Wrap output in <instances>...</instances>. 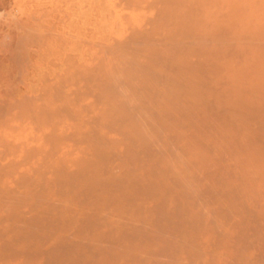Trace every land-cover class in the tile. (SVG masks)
<instances>
[{"label": "rangeland", "instance_id": "rangeland-1", "mask_svg": "<svg viewBox=\"0 0 264 264\" xmlns=\"http://www.w3.org/2000/svg\"><path fill=\"white\" fill-rule=\"evenodd\" d=\"M153 1L0 0V264H264V0Z\"/></svg>", "mask_w": 264, "mask_h": 264}, {"label": "bare ground", "instance_id": "bare-ground-1", "mask_svg": "<svg viewBox=\"0 0 264 264\" xmlns=\"http://www.w3.org/2000/svg\"><path fill=\"white\" fill-rule=\"evenodd\" d=\"M138 1H139V0H138ZM141 2H142V1H141ZM153 2H154V5H155V6H156V4L159 5V3H162L161 0L158 1V2H156V3H155V0H154ZM165 2L167 3V1L163 0V3H164V4H165ZM167 4H169V3H167ZM151 5H152V4H151ZM66 14H67V13H66ZM162 14H163V13H162ZM164 14H165V13H164ZM167 14H168V13H167ZM33 16H34V15H33ZM33 16H32V17H33ZM32 19H33V18H32ZM32 19H31V20H32ZM11 20H12V19H11ZM34 20H35V19H33L32 21H34ZM37 20H38V19H37ZM28 21H30V20L28 19ZM10 22H11V21H10ZM68 22H69V21H68ZM160 22H161V20H160ZM26 23H27V22H26ZM24 24H25V23H24ZM31 24H32V23H31ZM25 25H27V24H25ZM40 25H41V24H40ZM0 26H1V25H0ZM160 26H161V25H160ZM28 27H30V26H28ZM55 28H56V27H52V29H55ZM44 29H45V27H44ZM46 29H47V28H46ZM32 30H33V29H32ZM47 30H48V29H47ZM55 30H56V29H55ZM55 30H54V31H55ZM49 32H51V31H49ZM34 33H35V32H34ZM47 33H48V32H47ZM39 34H40V33H39ZM51 34H52V33H51ZM71 36H72V35H70V38L74 37V36H72V37H71ZM68 38H69V37H68ZM59 41H60V40H59ZM59 41H58V42H59ZM163 43H164V42H163ZM68 44H69V43H68ZM158 44H159V43H158ZM50 45H51V44H50ZM70 45H71V44H70ZM160 45H161V44H160ZM52 46H53V45H52ZM159 47H160V46H159ZM49 49H51V48L49 47ZM49 49H48V50H49ZM154 49H155V48H154ZM51 51H52V49H51ZM73 60H74V59H73ZM147 65H148V64H147ZM59 66H60V64H59ZM59 66H58V67H59ZM145 66H146V65H145ZM145 66H144V67H145ZM142 68H143V67H142ZM149 68H150V67H149ZM149 68H148V69H149ZM139 69L141 70V67H140ZM144 69H145V68H144ZM42 70H43V69H42ZM146 70H147V69H146ZM37 71H38V70H37ZM142 71H143V70H142ZM39 72H40V71H39ZM56 72H57V70H56ZM140 72H141V71H139V73H140ZM53 73H55V72H53ZM60 73H61V72H60ZM55 74H56V73H55ZM83 74H84V73H83ZM137 74H138V71H137L136 75H137ZM140 74L142 75V73H140ZM45 75H46V74H45ZM59 75H60V74H59ZM76 75H77V74H76ZM78 75H79V74H78ZM142 76H143V75H142ZM61 77H62V76H61ZM63 77H64V75H63ZM70 77H71V76H70ZM72 77H73V76H72ZM75 77H77V76H75ZM64 79L67 80V78H64ZM64 79H62V80H64ZM68 79H69V78H68ZM70 79H71V78H70ZM70 79H69V80H70ZM59 80H60V79H59ZM66 80H65V81H66ZM79 80H80V79H79ZM79 80H78V81H79ZM70 81H71V80H70ZM23 83H24V82H23ZM60 83H61V82H60ZM60 83H59V82L56 83L57 85H56L55 87H58V85H59ZM21 84H22V83H21ZM44 85H45V82H44ZM68 85H69V84H68ZM92 85H93V84H92ZM66 86H67V85H66ZM59 87H61V86H59ZM59 87H58V88H59ZM95 87H96V86H95ZM22 88H23V87H22ZM41 88H42V87H41ZM64 88H65V87H64ZM140 89H141V88H140ZM60 90H61V89H60ZM81 90H83V89H81ZM144 90H145V89H144ZM24 91H25V90H24ZM43 91H44V90H42V92H43ZM47 91H48V90H47ZM86 91H87V90H86ZM93 91H94V90H93ZM140 91H141V90H140ZM45 92H46V91H45ZM49 92H50V91H49ZM99 92H100V91H99ZM143 92H144V91H143ZM21 93H22V92H21ZM63 93L65 94V92H63ZM63 93H62V94L59 93V94L63 95ZM66 93H67V92H66ZM26 94H28V93H26ZM29 94H30V92H29ZM49 94H50V93H49ZM79 94H80V93H79ZM86 94H87V93H86ZM69 95H71V94H69ZM143 95H144V94H143ZM73 96H74V95H73ZM78 96H81V95H78ZM30 98H31V97H30ZM47 98H48V97H47ZM100 98H101V97H100ZM36 99H37V97H36ZM40 99H41V97H40ZM48 99H49V98H48ZM45 100H46V99H45ZM68 100H69V99H68ZM84 100H85V99H84ZM26 101H27V100H26ZM41 101H42V100H41ZM22 102H23V101H22ZM36 102H37V101H36ZM33 103H35V102H33ZM50 103H51V102H50ZM78 103H79V102H78ZM78 103H77V104H78ZM70 104H71V103H70ZM26 105H27V104H26ZM32 106H33V105H31V107H32ZM13 107H14V106H13ZM33 107H34V106H33ZM89 107H90V106H89ZM26 108H29V107L26 106ZM35 108H36V107H35ZM38 108H39V107H38ZM84 108H85V107H84ZM90 108H91V107H90ZM15 109H16V108H15ZM36 109H37V108H36ZM40 109H41V108H40ZM78 109H80V108H78ZM23 110H24V109H23ZM30 110H31V109H30ZM33 110H34V108L32 109V111H33ZM70 110H71V109H70ZM24 111H25V110H24ZM81 111H82V110H81ZM194 111H195V110H194ZM3 112H4V111H3ZM6 112H7V111H6ZM26 112H27V111H26ZM30 112H31V111H30ZM53 112H54V111H53ZM176 112H177V111H176ZM50 113H51V112H50ZM93 113H94V112H93ZM93 113H92V114H93ZM180 113H181V112H180ZM10 114H11V113H10ZM19 114H20V113H19ZM25 114H27V113H25ZM35 114H36V112H35ZM35 114H34V115H35ZM38 114H39V113H38ZM51 115H52V114H51ZM52 116H53V115H52ZM57 116H58V115H57ZM62 116H63V115H62ZM29 117H30V116H29ZM69 117H71V116H69ZM72 117H73V116H72ZM23 118H24V117H23ZM53 118H54V117H53ZM73 118H74V117H73ZM82 118H83V117H82ZM20 119H21V118H20ZM47 119H49V118H47ZM79 120H80V119H79ZM2 121H3V120H2ZM48 121H49V120H48ZM49 122H50V121H49ZM0 123H1V122H0ZM2 123H3V122H2ZM98 123H99V122H98ZM99 124H100V123H99ZM111 124L113 125V123H111ZM112 125H111V126H112ZM4 126H5V125H4ZM50 126H51V125H50ZM100 126H102V125H100ZM144 126L147 127V124H145ZM47 127H48V126H47ZM98 127H99V126H98ZM153 127H154V126H153ZM39 128H40V127H39ZM49 128H51V127H49ZM143 128H144V127H143ZM147 128H148V127H147ZM154 128H155V127H154ZM14 129L17 130L16 128H14ZM43 129H44V128H43ZM148 130H149V129H148ZM39 131H40V130H39ZM14 133H16V132L14 131ZM57 133H58V132H57ZM87 135H88V134H87ZM54 136H55L54 138H56V137L58 138V137H59L58 135H54ZM130 136H131V135H130ZM141 136H142V135H141ZM52 137H53V135H52ZM54 138H53V139H54ZM128 138H129V137H128ZM51 139H52V138H51ZM51 139H50V140H51ZM58 139H59V141H60V139H62V138H58ZM67 139H68V137H67ZM114 140H115V139H114ZM54 141H55V143H56V139H55ZM62 141H63V139H62ZM5 142H6V141H5ZM57 142H58V140H57ZM79 142H80V141H79ZM83 142H84V141H83ZM84 143H85V142H84ZM110 143H111V142H110ZM173 143H174V142H173ZM190 143H191V142H190ZM51 144H52V143H51ZM79 144H80V143H79ZM131 144H133V143H131ZM152 144H153V143H152ZM85 145H86V144H85ZM123 145H124V144H123ZM133 145H136V144H133ZM137 145H138V144H137ZM4 146H5V145H4ZM55 146H56V144H55ZM58 146H59V145H58ZM19 147H20V146H19ZM25 147H26V146H25ZM42 147H43V146H41V147L39 146V148H37L36 150L39 149V152H40V151H43V148H42ZM100 147H101V146H100ZM121 147H122V146H121ZM132 147H133V146H132ZM137 147H138V146H137ZM151 147H152V146H151ZM51 148H52V147H51ZM130 148H131V147H130ZM135 148H136V147H135ZM148 148H149V147H148ZM132 149H133V148H132ZM137 149H138V148H137ZM139 149H140V148H139ZM149 149H150V148H149ZM5 150H6V149H5ZM100 150H101V149H100ZM100 150H99V151H100ZM140 150H141V149H140ZM146 150H147V149H146ZM127 151H128V148H127ZM149 151H151V150H149ZM53 152H54V151H53ZM132 152H133V151H132ZM8 153H9V152H8ZM47 153H48V152H47ZM57 153H58V152H57ZM103 153H104V151H103ZM115 153H116V152H115ZM135 153H136V152H135ZM145 153H146V152H145ZM166 153H167V152H166ZM1 154H2V153H1ZM149 154H151V153H149ZM169 154H170V153H169ZM172 154H173V152H172ZM135 155H136V154H135ZM142 155H144V154H142ZM146 155H147V154H146ZM153 155H155V154H153ZM170 155H171V154H170ZM52 156H53V155H52ZM57 156H58V155H57ZM96 156H98V155H96ZM100 156H101V155H100ZM102 156H103V154H102ZM106 156H107V154H106ZM131 156H132V155H131ZM136 156H137V155H136ZM136 156H135V157H136ZM151 156H152V155H151ZM0 157H1V155H0ZM2 157H3V156H2ZM103 157H105V156H103ZM129 157H130V156H129ZM133 157H134V156H133ZM133 157H132V158H133ZM145 157H146V156H145ZM161 157H162V156H161ZM175 157H176V156H175ZM175 157H174V158H175ZM83 158H85V157H83ZM83 158H82V159H83ZM96 158H97V157H96ZM98 158H99V157H98ZM101 158H102V157H101ZM106 158H107V157H106ZM109 158H110V157H109ZM111 158H112V157H111ZM111 158H110V159H111ZM126 158H128V156H127ZM156 158H157V157H156ZM172 158H173V156H172ZM174 158H173V159H174ZM179 158H180V157H179ZM6 159H7V158H6ZM87 159H88V158H87ZM102 159H103V158H102ZM134 159H135V158H134ZM145 159H147V158H145ZM150 159H151V158H150ZM105 160H106V159H105ZM105 160H104V161H105ZM107 160H109V159H107ZM107 160H106V161H107ZM113 160H114V159H113ZM120 160H122V159H120ZM128 160H129V159H128ZM158 160H159V159H158ZM44 161H45V160H43V162H44ZM83 161H85V159H83ZM92 161H93V160H92ZM118 161H119V160H118ZM130 161H131V159H130ZM137 161H138V159H137ZM151 161H152V159H151ZM173 161H174V160H173ZM173 161H172V162H173ZM200 161H201V159L199 160V162H200ZM63 162H64V161H62V163H63ZM76 162H77V161H76ZM80 162H82V161L80 160ZM140 162H141V161H140ZM152 162H153V161H152ZM158 162H159V161H158ZM158 162H157V163H158ZM183 162H184V161H183ZM185 162H186V161H185ZM202 162H203V161H202ZM16 163H17V162H16ZM72 163H73V162H72ZM74 163H75V162H74ZM84 163H85V162H84ZM84 163H81V164H84ZM119 163H120V161H119ZM130 163H131V162H130ZM133 163H134V162H133ZM159 163H160V162H159ZM162 163H163V162H162ZM67 164H68V162H67ZM67 164H66V165H67ZM81 164H80V165H81ZM92 164H94V163H92ZM101 164H102V163H101ZM134 164H135V163H134ZM152 164H153V163H152ZM195 164H197V163H195ZM14 165H15V164H14ZM74 165H75V164H74ZM140 165H141V164H140ZM147 165H148V164H147ZM161 165H162V164H161ZM161 165H160V166H161ZM193 165H194V164H193ZM3 166H4V165H3ZM77 166H78V165H77ZM81 166H83V165H81ZM85 166L87 167V164H86ZM85 166H84V167H85ZM92 166H93V165H92ZM125 166H126V165H125ZM132 166H134V165L132 164ZM137 166L139 167V165H137ZM196 166H197V165H196ZM5 167H6V166H5ZM79 167H80V166H79ZM84 167H83V168H84ZM156 167H157V166L155 165L154 168H156ZM191 167H192V166H191ZM211 167H213V166H211ZM220 167L222 168V166H220ZM31 168H32V167H31ZM76 168H78V167H76ZM154 168L152 169L151 172H153ZM84 169H85V168H84ZM86 169H87V168H86ZM86 169H85V170H86ZM88 169H89V168H88ZM95 169H96V168H95ZM103 169H104V168H103ZM140 169H142V168H140ZM144 169H145V168H144ZM157 169H159V168L157 167L155 170H157ZM160 169H162V168H160ZM188 169L190 170V168H188ZM55 170H56V169H55ZM93 170H94V169H93ZM105 170H106V169H105ZM116 170H117V169H116ZM4 171H5V170H4ZM141 171H143V170H141ZM158 171H159V170H158ZM158 171H157V173H156V172H155V173L158 174ZM169 171H172V170H169ZM33 172H34V171H33ZM78 172H79V170H78ZM97 172H98V170H97ZM97 172H95V173H97ZM107 172H108V170H107ZM107 172H106V175L108 174ZM128 172H129V171H128ZM143 172H144V171H143ZM222 172H224V171H222ZM25 173H26V172H25ZM25 173H24V174H25ZM34 173H35V172H34ZM72 173H73V171H72ZM85 173H86V172H85ZM90 173H92V172H90ZM90 173H88V174H90ZM162 173H163V172H162ZM162 173H161V174H162ZM2 174H3V173H2ZM10 174H11V173H10ZM45 174H46V173H45ZM80 174H81V173H80ZM110 174H111V173H110ZM169 174H170V173H169ZM169 174H168V177H169ZM210 174H211V173H210ZM26 175H27V174H26ZM47 175H48V174H47ZM47 175H46V177H47ZM70 175H71V173H70ZM72 175H73V174H72ZM95 175H96L97 177H99V176H98L99 173H98V174H95ZM158 175H159V174H158ZM163 175H164V174H163ZM7 176H8V175H7ZM7 176H6V177H7ZM14 176H15V175H14ZM24 176H25V175H24ZM27 176H28V175H27ZM52 176H53V173H52ZM75 176H77V174H75ZM85 176H86V175H85ZM90 176L93 177L92 174L89 175V177H90ZM96 176H95V177H96ZM125 176H126V175H125ZM161 176H162V175H161ZM166 176H167V175H166ZM166 176H165V177H166ZM55 177H56V176H55ZM91 177H90V178H91ZM95 177H94V178H95ZM97 177H96V178H97ZM101 177H102V176H101ZM106 177H107V176H106ZM140 177H141V176H140ZM159 177H160V175H159ZM162 177H163V176H162ZM77 178H78V177H77ZM82 178H83V177H81V179H82ZM85 178H86V177H85ZM85 178H83V179H85ZM102 178H103V177H102ZM102 178H101V179H102ZM114 178H115V177H114ZM124 178H125V177H124ZM137 178H138V177H137ZM150 178H152V176H151ZM155 178H158V177H156V175H154V179H155ZM193 178H195V177L193 176ZM2 179H3V178H2ZM10 179H11V178H10ZM14 179H15V178H14ZM59 179H61V178H59ZM75 179H76V178H75ZM83 179H82V180H83ZM97 179H98V178H97ZM125 179H126V178H125ZM133 179H134V178H133ZM175 179H176V178H175ZM188 179H189V178H188ZM27 180H28V179H27ZM45 180L47 181L46 178L44 179V181H45ZM53 180H54V179H53ZM61 180H62V179H61ZM90 180H92V179H90ZM94 180H95V179H94ZM99 180H100V179H99ZM117 180H118V179H117ZM134 180H135V179H134ZM134 180H133V181H134ZM152 180H153V179H152ZM166 180H167V179H166ZM172 180H173V179H172ZM186 180H187V178H186ZM192 180H193V179H192ZM17 181H18V180H17ZM19 181H20V180H19ZM24 181H25V180H24ZM39 181H40V180H39ZM55 181H56V180H55ZM102 181H103V180H102ZM119 181H120V178H119ZM127 181H128V180H127ZM140 181L142 182L141 179H140ZM140 181H139V183H140ZM148 181H149V180H148ZM173 181H174V180H173ZM173 181H172V182H173ZM178 181H179V180H178ZM196 181H197V180H196ZM199 181H200V180H199ZM21 182H22V181H21ZM42 182H43V181H41L40 184H39L38 186H40ZM49 182H50V181H49ZM52 182H53V181H52ZM52 182H51V183H52ZM86 182H87V181H85V183H86ZM109 182H110V181H109ZM144 182H145V181H144ZM152 182H153V181H152ZM23 183H24V182H23ZM26 183H28V182H26ZM67 183H68V182H67ZM71 183H72V182H71ZM89 183H91V182H89ZM92 183H94V181H93ZM116 183H117V182H116ZM119 183H121V181H120ZM119 183H117V184H119ZM133 183H134V182H133ZM133 183H132V184H133ZM167 183H169V182H167ZM167 183H166V184H167ZM174 183H176V182H174ZM187 183H188V182H187ZM198 183H199V182H198ZM15 184H16V183H15ZM36 184H37V183H36ZM57 184H58V183H57ZM95 184H96V183H95ZM97 184H98V183H97ZM111 184H112V183H111ZM132 184H131V185H132ZM163 184H164V183H163ZM189 184H190V183H189ZM201 184H202V183H201ZM17 185H18V184H17ZM27 185H29V184H27ZM43 185H44V184H43ZM51 185H52V184H51ZM53 185H54V184H53ZM59 185H60V183H59ZM61 185H62V184H61ZM119 185H120V184H119ZM135 185H136V184H135ZM138 185H139V184H138ZM140 185H141V184H140ZM158 185H159V184H158ZM164 185H165V184H164ZM177 185H178V184H177ZM199 185H200V184H199ZM226 185H227V184H226ZM29 186H30V185H29ZM45 186H46V185H45ZM47 186H49V185L47 184ZM72 186H73V185H72ZM95 186H96V185H95ZM123 186H124V185H123ZM129 186H130V185H129ZM147 186H149V185H147ZM150 186H151V185H150ZM156 186H157V185H156ZM160 186H162V184H161ZM181 186H182V184H181ZM207 186H208V185H207ZM223 186H224V185H223ZM6 187H7V186H6ZM19 187H20V186H19ZM49 187H50V186H49ZM49 187H48V188H49ZM62 187H63V185H62ZM74 187H75V186H74ZM74 187H72V189H73ZM117 187H118V185H117ZM175 187H176V186H175ZM182 187H183V186H182ZM208 187H210V186H208ZM32 188H33V187H32ZM34 188H35V187H34ZM38 188H39V187H38ZM42 188H43V187H42ZM46 188H47V187H46ZM46 188H45V189H46ZM65 188H66V187H65ZM68 188H69V185H68ZM68 188H67V190H68ZM87 188H88V187H87ZM94 188H95V187H94ZM97 188H98V187H97ZM134 188H135V187H134ZM134 188H133V189H134ZM140 188H141V187H140ZM147 188H148V187H147ZM156 188H157V187H156ZM179 188H181V187H179ZM184 188H185V187H184ZM189 188H190V187H188L187 189H189ZM3 189H4V188H3ZM5 189H7V188H5ZM35 189H36V188H35ZM53 189H54V188H53ZM56 189H57V188H56ZM70 189H71V185H70L69 190H70ZM77 189H78V188H77ZM85 189H86V187H85ZM88 189H90V188H88ZM138 189H139V188H138ZM143 189H144V188H143ZM152 189H154V188H152ZM172 189H173V188H172ZM222 189H223V187H222ZM8 190H10V189H8ZM16 190H17V189H16ZM19 190H20V188H19ZM32 190H33V189H32ZM38 190H39V189H38ZM48 190H49V189H48ZM73 190H74V189H73ZM75 190H76V189H75ZM116 190H118V189H116ZM120 190H121V189H120ZM120 190H119V191H120ZM125 190H126V189H125ZM128 190H129V188H128ZM158 190H159V189H158ZM177 190H178V189H177ZM180 190H181V189H180ZM193 190H194V189H193ZM198 190H199V189H198ZM20 191H21V190H20ZM46 191H47V190H46ZM76 191H78V190H76ZM79 191H80V189H79ZM88 191H89V190H87V193L90 192V191H89V192H88ZM92 191H93V190H91V192H92ZM97 191H98V190H97ZM101 191H102V190H101ZM130 191H131V190H130ZM141 191H142V192H140V194L143 193V190H142V189H141ZM156 191H157V190H156ZM160 191H161V190H160ZM196 191H197V190H196ZM196 191H195V193H196ZM203 191H204V190H203ZM211 191H212V190H211ZM221 191H222V190H221ZM11 192H12V191H11ZM15 192H16V191H15ZM17 192H18V191H17ZM30 192H31V191H30ZM48 192H49V191H48ZM56 192H57V190H56ZM59 192H60V190H59ZM81 192H82V191H81ZM81 192H80V193H81ZM85 192H86V191H85ZM102 192H103V191H102ZM175 192H176V191H175ZM201 192H202V191H201ZM72 193H73V192H72ZM117 193H119V192L117 191ZM117 193H116V194H117ZM167 193H168V191H167ZM169 193H171V192H169ZM195 193H194V196H195ZM198 193H199V192H198ZM206 193H207V192H206ZM208 193H209V192H208ZM208 193H207V195H208ZM212 193H213V192H212ZM212 193H211V194H212ZM6 194H7V193H6ZM10 194H11V193H10ZM48 194H49V193H48ZM48 194H46V195H48ZM65 194H66V193H65ZM69 194H70V193H69ZM94 194H95V193H94ZM156 194H157V192H156ZM204 194H205V193H204ZM3 195H5V194L3 193ZM3 195H2V196H3ZM79 195H80V194H79ZM164 195H165V194H164ZM173 195H175V194H173ZM182 195H183V194H182ZM184 195H185V193H184ZM186 195H188V194H186ZM186 195H185V196H186ZM214 195H215V194H214ZM227 195H228V194H227ZM227 195H226V197H227ZM7 196H8V195H7ZM9 196H10V195H9ZM14 196H15V195H14ZM58 196H59V195H58ZM69 196H71V195H69ZM74 196H75V195H74ZM90 196H91V195H90ZM93 196H94V195H93ZM108 196H109V195H108ZM124 196H125V195H124ZM138 196H139V191H138ZM190 196H191V195H188L187 198H190ZM199 196H201V195H199ZM215 196H216V195H215ZM62 197L64 198L65 196H62ZM77 197H78V196H76V198H77ZM82 197H83V196H82ZM117 197H118V196H117ZM132 197H133V196H132ZM143 197H144V195H143ZM178 197H179V196H178ZM197 197H198V196H197ZM122 198H123V196H122ZM122 198H121V199H122ZM126 198H127V197H126ZM169 198H170V197H169ZM169 198H168V199H169ZM175 198H176V197H175ZM179 198H180V197H179ZM184 198H185V197H184ZM191 198H194V197L191 196ZM5 199H6V198H5ZM67 199H68V198H67ZM69 199H70V198H69ZM73 199H74V198H73ZM78 199H79V198H78ZM80 199H82V198H80ZM80 199H79V200H80ZM101 199H102V198H101ZM119 199H120V198H119ZM130 199H131V198H130ZM164 199H165V198H164ZM166 199H167V197H166ZM40 200H41V199H40ZM59 200H60V199H59ZM62 200H63V199H62ZM87 200H88V199H87ZM99 200H100V199H99ZM99 200H98V201H99ZM103 200H105V198H104ZM189 200H191V199H189ZM192 200H193V199H192ZM75 201H76V200H75ZM101 201H102V200H101ZM109 201H111V200L109 199ZM128 201H129V200H128ZM10 202H11V201H10ZM10 202H9V203H10ZM59 202H60V201H59ZM70 202H71V201H69V203H70ZM89 202H90V200H89ZM93 202H94V201H93ZM131 202H132V201H131ZM170 202H171V201H170ZM193 202H194V201H193ZM219 202H220V201H219ZM13 203H14V202H13ZM16 203H17V202H16ZM75 203H76V202H75ZM79 203H80V202H79ZM90 203H91V202H90ZM95 203H96V202H95ZM99 203H100V202H99ZM102 203H103V202H102ZM128 203H129V202H128ZM136 203H137V202H136ZM7 204H8V203H7ZM38 204H39V203H38ZM76 204H77V203H76ZM93 204H94V203H93ZM116 204H117V203H116ZM130 204H131V203H130ZM133 204H135V202H134ZM197 204H198V203H197ZM216 204H217V203H216ZM2 205H4V204H2ZM54 205H55V204H54ZM56 205H57V204H56ZM99 205H102V204H99ZM103 205H104V204H103ZM103 205H102V206H103ZM112 205H113V204H112ZM190 205H191V204H190ZM200 205H201V204H200ZM9 206H10V205H9ZM12 206H13V205H12ZM14 206H15V205H14ZM33 206H34V205H33ZM60 206H63V205H60ZM86 206H87V205H86ZM105 206H106V205H105ZM131 206H132V204H131ZM159 206H160V205H159ZM167 206H168V205H167ZM182 206H184V205H182ZM195 206H196V205H195ZM1 207H2V206H1ZM87 207H88V206H87ZM99 207H100V206H99ZM103 207H104V206H103ZM108 207H109V206H108ZM113 207H114V206H113ZM113 207H112V208H113ZM134 207H136V206H134ZM177 207H178V206H177ZM184 207H185V206H184ZM187 207H188V205H187ZM198 207H199V206H198ZM203 207H206V206H203ZM2 208H3V207H2ZM59 208H60V207H59ZM80 208H81V207H80ZM82 208H83V207H82ZM89 208H90V205H89ZM94 208H96V207H94ZM104 208L106 209V207H104ZM104 208H103V209H104ZM142 208H143V206H142ZM155 208H158V207H155ZM169 208H170V207H169ZM169 208H168V209H169ZM193 208H194V207H193ZM229 208H230V207H229ZM233 208H234V207H233ZM51 209H52V208H51ZM54 209H55V208H54ZM57 209H58V208H57ZM97 209H98V208H97ZM127 209H128V208H127ZM171 209H173V208H171ZM203 209H204V208H203ZM17 210H18V209H17ZM20 210H21V209H20ZM60 210H61V209H60ZM63 210L65 211V210H68V209H66V207H65V209H63ZM95 210H96V209H95ZM101 210H102V209H101ZM101 210H100V211H101ZM108 210H109V209H108ZM149 210H150V209H149ZM155 210H156V209H155ZM181 210H182V209H181ZM221 210H222V209H221ZM224 210H225V209H224ZM230 210H231V208H230ZM80 211H82V210H80ZM96 211L99 212V210H96ZM103 211H104V210H103ZM119 211H121V210H119ZM128 211H129V209H128ZM140 211H141V210H140ZM186 211H187V210H186ZM188 211H189V212H188ZM188 211H187V212L190 213V210H188ZM204 211H205V209H204ZM213 211H214V210H213ZM213 211H212V212H213ZM233 211H234V210H233ZM0 212H1V211H0ZM4 212H6V211H4ZM37 212H38V211H37ZM43 212L45 213V211H43ZM98 212H97V213H98ZM101 212H102V211H101ZM114 212H115V211H114ZM178 212H179V210H178ZM193 212H194V211H193ZM227 212H229V211H227ZM6 213H7V212H6ZM49 213L51 214L52 211L49 212ZM70 213H71V212H70ZM93 213H94V212H93ZM93 213H92V214H93ZM121 213H122V212H121ZM123 213L126 214V213H128V212H126V213L123 212ZM138 213H139V211H138ZM157 213H158V212H157ZM157 213H156V214H157ZM160 213H161V212H160ZM198 213H199V212H198ZM202 213H203V212H202ZM47 214H48V213H47ZM114 214H115V213H114ZM119 214H120V213H119ZM124 214H123V215H124ZM142 214H143V212H142ZM162 214H163V213H162ZM229 214H230V213H229ZM229 214H227V216H229V217L231 218V216H230L231 214H230V215H229ZM18 215H19V214H18ZM60 215H62V213H61ZM129 215H130V214H129ZM143 215H144V214H143ZM143 215H142V216H143ZM205 215H206V214H205ZM232 215H233V213H232ZM8 216H9V215H8ZM16 216H17V215H16ZM38 216H40V215H38ZM50 216H51V215H50ZM65 216H66V215H65ZM116 216H117V215H116ZM127 216H128V215H127ZM127 216H126V217H127ZM160 216H161V215H160ZM165 216H167V215H165ZM190 216H191V214H190ZM198 216H199V215H198ZM206 216H207V215H206ZM0 217H1V216H0ZM6 217H7V216H6ZM18 217H19V216H18ZM18 217H17V218H18ZM32 217H33V216H32ZM34 217H35V216H34ZM47 217H48V216H47ZM55 217H56V216H55ZM59 217H60V216H59ZM59 217H57V219H58ZM110 217H112V216H110ZM121 217H122V215H121ZM150 217H151V216H150ZM209 217H210V216H209ZM232 217H233V216H232ZM37 218H39V217H37ZM40 218H41V217H40ZM68 218H69V217H68ZM70 218H72V217H70ZM122 218H123V217H122ZM164 218H165V217H164ZM188 218H189V217H188ZM202 218H203V216H202ZM7 219H8V218H7ZM7 219H5V220H7ZM14 219H15V217H14ZM18 219H20V218H18ZM32 219H34V218H32ZM43 219H44V218H43ZM60 219H61V218H60ZM126 219H127V218H125V220H126ZM128 219H129V217H128ZM128 219H127V220H128ZM131 219H132V218H131ZM197 219H198V217H197ZM9 220H10V219H9ZM35 220H36V219H35ZM64 220H65V219H64ZM64 220H62V221H64ZM129 220H130V219H129ZM144 220H145V219H144ZM144 220H143V221H144ZM147 220H148V219H147ZM187 220H188V219H187ZM18 221H19V220H18ZM56 221H57V220H56ZM65 221H66V220H65ZM65 221H64V222H65ZM70 221H71V220H70ZM70 221H67V225H68V223H69ZM73 221H76V219L72 220V222H73ZM181 221H182V220H181ZM188 221L190 222V221H192V220L190 219V220H188ZM193 221H194V220H193ZM5 222H6V221H5ZM9 222H10V221H9ZM41 222H42V221H41ZM43 222H44V221H43ZM52 222H53V220H52ZM60 222H61V221H60ZM64 222H63V225H62L63 227H62V228H65V226H66V224H64ZM128 222H129V221H128ZM139 222H142V220H140ZM144 222H145V221H144ZM197 222H198V221H197ZM0 223H1V222H0ZM15 223H16V222H15ZM19 223H20V222H19ZM103 223H104V222H103ZM166 223H167V222H166ZM213 223H214V222H213ZM13 224H14V223H13ZM36 224H37V223H36ZM43 224H44V223H43ZM54 224H56V223H54ZM70 224H71V223H70ZM159 224H160V223H159ZM0 225H2V224H0ZM72 225H73V223H72ZM98 225H99V224H98ZM102 225H103V224H102ZM102 225H101V226H102ZM205 225H206V224H205ZM205 225H204V228H205ZM216 225H219V224L216 222ZM222 225H223V224H222ZM181 226H183V225H181ZM219 226H220V225H219ZM19 227H20V225H19ZM47 227H48V226H47ZM74 227H75V224H74ZM80 227H81V226H80ZM207 227H208V225H207ZM214 227H215V226H214ZM214 227H213V228H214ZM72 228H73V227H72ZM77 228H78V227H77ZM192 228H194V227H192ZM15 229H16V228H15ZM15 229H13V230H15ZM23 229H24V228H23ZM58 229H59V228H58ZM60 229H61V228H60ZM124 229H125V227H124ZM18 230H19V229H18ZM18 230H16L17 233L19 232ZM30 230H31V229H30ZM119 230H120V228H119ZM130 230H131V229H130ZM161 230H163V229H161ZM175 230H176V229H175ZM213 230H214V229H213ZM41 231H42V230H41ZM111 231H113V230H111ZM132 231H133V230H132ZM134 231H135V230H134ZM144 231H145V230H144ZM154 231H156V230H154ZM164 231H165V230H164ZM182 231H184V230L182 229ZM224 231H226V230H224ZM13 232H14V231H13ZM26 232H27V231H26ZM54 232H55V231H54ZM119 232H121V230H120ZM123 232H124V231H123ZM130 232H131V231H130ZM146 232H147V231H146ZM148 232H149V230H148ZM148 232H147V233H148ZM158 232H159V231H158ZM158 232H157V233H158ZM180 232H181V231H180ZM1 233H2V232H1ZM34 233H35V231H34ZM64 233H66V232L64 231ZM104 233H105V232H104ZM106 233H107V232H106ZM127 233H128V232H127ZM149 233H150V232H149ZM163 233H164V232H163ZM182 233H183V232H182ZM184 233H185V232H184ZM37 234H42V233L39 232V233H37ZM125 234H126V233H125ZM165 234H166V233H165ZM186 234H187V233H186ZM2 235H3V234H2ZM45 235H46V234H45ZM49 235H50V234H48V236H49ZM71 235H74V234H71ZM82 235H83V233H82ZM100 235H101V234H100ZM102 235H104V234H102ZM112 235H113V234H112ZM128 235H129V234H128ZM161 235H162V234H161ZM166 235H167V234H166ZM245 235H246V234H245ZM39 236H40V235H39ZM54 236H56V235H54ZM97 236H98V235H97ZM104 236H105V235H104ZM159 236H160V235H159ZM242 236H243V234H242ZM20 237H21V236H20ZM45 237H46V236H45ZM67 237H68V236H67ZM69 237H70V236H69ZM87 237H88V236H87ZM87 237H86V238H87ZM95 237H96V236H95ZM99 237H100V236H99ZM120 237H121V236H120ZM160 237H161V236H160ZM163 237H164V236H163ZM163 237H162V238H163ZM244 237H245V236H244ZM41 238H42V237H41ZM90 238H91V237H90ZM128 238H129V237H128ZM128 238H127V239H128ZM48 239H49V238H48ZM64 239H65V238H64ZM72 239H73V238H72ZM95 239H96V238H95ZM103 239H104V238H103ZM153 239H154V237H153ZM165 239H166V236H165ZM196 239H197V238H196ZM196 239H195V240H196ZM250 239H251V238H250ZM44 240H46V239H44ZM49 240H50V239H49ZM51 240H52V239H51ZM51 240H50V241H51ZM67 240H68V238H67ZM87 240H88V239H87ZM91 240H92V239H91ZM111 240H112V239H111ZM150 240H151V239H150ZM154 240H155V239H154ZM159 240H161V239H159ZM162 240L164 241V238H163ZM162 240H161V241H162ZM167 240H170V238H168ZM167 240H166V241H167ZM248 240H249V239H248ZM248 240H247V241H248ZM68 241H70V239H69ZM103 241H104V240H103ZM7 242H8V241H7ZM66 242H67V241H66ZM75 242H76V241H75ZM140 242H141V241H140ZM143 242L146 243V241H143ZM164 242H165V241H164ZM167 242H170V241H167ZM0 243H2V242L0 241ZM26 243H27V242H26ZM76 243H77V242H76ZM78 243H79V241H78ZM113 243H114V242H113ZM117 243H118V242H117ZM147 243H148V240H147ZM165 243H166V242H165ZM219 243H220V242H219ZM249 243H250V241H249ZM20 244H21V243H20ZM31 244H32V243H31ZM67 244H68V243H67ZM176 244H177V242H176ZM182 244H183V247H184V244H186V243L183 242ZM65 245H66V244H65ZM124 245H125V244H124ZM155 245H157V244H155ZM188 245H189V244H188ZM188 245L186 244L185 247H187ZM66 246H67V245H66ZM152 246H153V243H152ZM8 247H10V246H8ZM30 247H31V245H30ZM111 247H112V246H111ZM115 247H116V244H115ZM153 247H155V246H153ZM153 247H152V248H153ZM179 247H181V246H179ZM183 247H181V249H182ZM66 248H67V247H66ZM77 248H78V247H77ZM83 248H84V247H83ZM103 248H104V247H103ZM119 248H120V247H119ZM150 248H151V247L149 246V248H147V249L149 250ZM217 248H218V246H217ZM91 249H92V248H91ZM123 249L125 250V247H124ZM123 249H122V250H123ZM138 249H140V248L138 247ZM145 249H146V248H145ZM7 250H8V249H7ZM68 250H69V249H68ZM92 250H96V248H95V249H92ZM98 250H100V248H99ZM115 250H116V249H115ZM122 250H121V251H122ZM127 250H128V248H127ZM141 250H142V248H141ZM185 250H187V249H185ZM1 251H2V250H1ZM9 251H10V249H9ZM40 251H41V250H40ZM96 251H97V250H96ZM96 251H95V252H96ZM152 251H153V250H152ZM10 252H12V250H11ZM41 252H42V251H41ZM41 252H39V253H41ZM44 252H45V251H44ZM142 252H143V251H142ZM149 252H150V251H149ZM154 252H155V251H154ZM5 253H6V251H5ZM34 253H35V252H34ZM92 253H93V252H92ZM92 253H91V254H92ZM111 253H112V252H111ZM122 253H125V251L122 252ZM138 253H139V252H138ZM144 253H145V251H144ZM146 253H147V252H146ZM207 253H208V252H207ZM207 253H206V254H207ZM10 254H11V253H10ZM75 254H76V253H75ZM119 254H120V253H119ZM153 254H154V253H153ZM188 254H189V252H188ZM190 254H191V253H190ZM3 255H4V254H3ZM41 255H42V254H41ZM43 255H44V254H43ZM73 255H74V254H73ZM76 255H77V254H76ZM78 255H79V254H78ZM84 255H85V254H84ZM98 255H99V254H98ZM124 255H125V254H124ZM140 255H141V254H140ZM176 255H177V254H176ZM203 255H204V253H203ZM211 255H212V254H211ZM34 256H35V255H34ZM53 256H55V255H53ZM102 256H104V255H102ZM118 256H120V255H118ZM126 256H127V255H126ZM150 256H151V255H150ZM153 256H154V255H152V257H153ZM156 256H157V255H156ZM212 256H213V255H212ZM214 256H215V255H214ZM227 256H228V255H227ZM36 257H37V256H36ZM38 257L41 258V256H38ZM44 257H45V256H44ZM46 257H47V256H46ZM81 257H82V256H81ZM97 257H99V256H97ZM116 257H117V256H116ZM124 257H125V256H124ZM139 257H140V256H139ZM215 257H216V256H215ZM9 258H10V257H9ZM9 258H8V259H9ZM49 258H50V257H49ZM67 258H69V256H68ZM91 258H92V257H91ZM108 258H109V257H108ZM136 258H137V257H136ZM149 258H151V257H149ZM206 258H207V257H206ZM211 258H212V257H211ZM4 259H6V258L4 257ZM13 259H14V257H13ZM77 259H78V258H77ZM77 259L74 258V260H77ZM80 259L82 260V258H80ZM118 259H119V257H118ZM118 259H117V260H118ZM155 259H157V258H155ZM167 259H168V258H167ZM213 259H214V258H213ZM215 259H217V258H215ZM63 260H64V259H63ZM96 260H97V258H96ZM139 260H140V259H139ZM147 260H148V259H147ZM151 260H153V259L151 258ZM65 261H66V260H65ZM67 261H68V259H67ZM78 261H79V260H78ZM78 261H77V262H78ZM97 261H98V260H97ZM145 261H146V259H145ZM161 261H162V260H161ZM211 261H213V260H211ZM217 261H218V259H217ZM61 262H62V261H61ZM75 262H76V261H75ZM77 262H76V263H77ZM80 262L82 263V261H80ZM107 262H108V261H107ZM112 262H113V261H112ZM141 262H142V261H141ZM141 262H140V263H141ZM146 262H149V260L146 261ZM146 262H145V264H146ZM167 262H168V261H167ZM206 262H207V261H206ZM214 262H215V261H214ZM214 262H213V263H214ZM58 263H59V262H57V264H58ZM126 263H127V262H126ZM133 263H134V262H133ZM175 263H177V262H175ZM218 263H219V262H218ZM35 264H36V263H35ZM52 264H53V263H52ZM55 264H56V263H55ZM59 264H60V263H59ZM78 264H79V263H78ZM137 264H139V263H137ZM160 264H162V263H160ZM170 264H172V263H170ZM173 264H174V263H173ZM201 264H202V262H201Z\"/></svg>", "mask_w": 264, "mask_h": 264}]
</instances>
